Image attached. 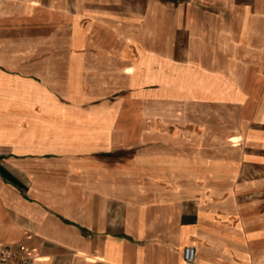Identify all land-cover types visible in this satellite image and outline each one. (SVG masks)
<instances>
[{
  "label": "crops",
  "instance_id": "crops-1",
  "mask_svg": "<svg viewBox=\"0 0 264 264\" xmlns=\"http://www.w3.org/2000/svg\"><path fill=\"white\" fill-rule=\"evenodd\" d=\"M0 245L264 264V0L0 2Z\"/></svg>",
  "mask_w": 264,
  "mask_h": 264
},
{
  "label": "built area",
  "instance_id": "built-area-1",
  "mask_svg": "<svg viewBox=\"0 0 264 264\" xmlns=\"http://www.w3.org/2000/svg\"><path fill=\"white\" fill-rule=\"evenodd\" d=\"M4 0H0L2 2ZM195 259V249L185 247L183 251V260L185 264H192ZM34 260L29 249L23 245L16 247L0 245V264H30Z\"/></svg>",
  "mask_w": 264,
  "mask_h": 264
}]
</instances>
